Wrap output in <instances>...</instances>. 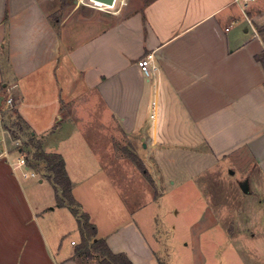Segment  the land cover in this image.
Segmentation results:
<instances>
[{
	"label": "crops",
	"instance_id": "0c3cea01",
	"mask_svg": "<svg viewBox=\"0 0 264 264\" xmlns=\"http://www.w3.org/2000/svg\"><path fill=\"white\" fill-rule=\"evenodd\" d=\"M63 1L0 0V93L18 101L26 147L35 150L33 138L62 154L98 237L134 264H163L91 140L108 137L114 124L146 140L149 153H164L156 168L163 157L192 155L200 173L246 156L253 164L237 168L238 182L264 192V30L253 23H264V0H126L114 16ZM254 4L262 11L254 14ZM152 51L157 70L148 79L138 61ZM70 140L92 153H68ZM11 160L0 155V264H89L75 254L81 236L66 240L78 221L57 205L55 184L33 163L40 175L26 177ZM176 174L166 177L170 188L183 182Z\"/></svg>",
	"mask_w": 264,
	"mask_h": 264
},
{
	"label": "rangeland",
	"instance_id": "374dc122",
	"mask_svg": "<svg viewBox=\"0 0 264 264\" xmlns=\"http://www.w3.org/2000/svg\"><path fill=\"white\" fill-rule=\"evenodd\" d=\"M122 1L124 3L126 0H120L117 4ZM67 2L70 6H88L79 0ZM255 6L251 9L254 14L262 11L261 6L254 9ZM115 8L107 9L105 13L114 16L113 13L118 11ZM253 23L257 31L261 30L259 28L264 30L261 21L254 19ZM98 112L95 111V117L99 115ZM62 131L65 129L62 128ZM91 142L94 153H101L105 162L112 163L107 172H110L116 183L122 200L137 212L142 230L156 248L161 263L264 264V192L257 190L253 182L244 191L240 185L243 180L238 182L241 175L239 169L243 170V166L253 164L252 161L248 163L246 156H237L239 159L236 161L233 158L219 160L206 172L200 173L201 170L197 172L199 162L195 156L182 158L176 155L178 153H174L177 157L168 162L163 157V169L156 168L157 156L164 153H149L146 140L141 142L132 135L125 136L114 124L110 127L108 137L95 135ZM144 143L147 147H144ZM162 145L158 143L160 150ZM66 150L68 153H92L85 146L75 145L71 140ZM129 151L140 157L155 180L156 187L129 157ZM177 172L179 174L176 175H180L183 182L170 188L167 178ZM94 176L95 182L103 187L104 182L98 177L100 175L96 172ZM134 188L136 195L132 194ZM107 202L112 204L114 211L115 197H108ZM116 209L120 213L123 211L121 206ZM70 215L73 225L76 219L73 214ZM79 235V230L73 227L66 240L70 243L72 239H79ZM80 242L81 238L76 241V247ZM82 257L89 264L100 262L97 257Z\"/></svg>",
	"mask_w": 264,
	"mask_h": 264
},
{
	"label": "trees",
	"instance_id": "16d2710c",
	"mask_svg": "<svg viewBox=\"0 0 264 264\" xmlns=\"http://www.w3.org/2000/svg\"><path fill=\"white\" fill-rule=\"evenodd\" d=\"M66 0L63 5L66 6ZM257 58L264 65V53L257 55ZM18 125L22 129L21 122ZM35 150H29L30 162L36 168L43 170L47 177L55 184L57 195L56 203L58 206H68L71 212L76 216L78 228L81 236V242L76 247L77 256H85L92 258L99 256L100 264H134L125 253H115L108 245L105 238L98 237V227L91 221L90 214L82 209L81 203L77 200L73 193L72 180L67 172L66 162L62 154L56 152H45L42 150L40 142L33 138L31 143ZM27 145V144H25ZM141 171L148 177L151 184L156 187L155 180L147 170L143 161L134 152H128Z\"/></svg>",
	"mask_w": 264,
	"mask_h": 264
},
{
	"label": "built area",
	"instance_id": "2783aa9c",
	"mask_svg": "<svg viewBox=\"0 0 264 264\" xmlns=\"http://www.w3.org/2000/svg\"><path fill=\"white\" fill-rule=\"evenodd\" d=\"M119 0H113L112 6L107 4H101L97 0H80V2L88 4L90 6L101 8V9H112L115 8ZM245 5L253 0H242ZM245 15L250 24L252 20L248 17L246 11ZM138 65L145 75L146 78L151 79L155 76L157 65H156V54L155 52H148L142 56ZM157 101L153 100L151 117L157 116L156 109ZM18 101L16 98L9 94L0 93V155L5 156L8 160H11V153H17V157L12 164L14 167L21 168L23 174L26 177H37L40 175L39 171L33 168L30 164V152L28 147L25 145V140L21 133V128L18 125ZM75 243V241H73Z\"/></svg>",
	"mask_w": 264,
	"mask_h": 264
},
{
	"label": "water",
	"instance_id": "95a60500",
	"mask_svg": "<svg viewBox=\"0 0 264 264\" xmlns=\"http://www.w3.org/2000/svg\"><path fill=\"white\" fill-rule=\"evenodd\" d=\"M105 1H109V2H112V3H113V0H105ZM242 188H243L244 191L247 190V182H246V181L243 182V184H242Z\"/></svg>",
	"mask_w": 264,
	"mask_h": 264
},
{
	"label": "bare ground",
	"instance_id": "6f19581e",
	"mask_svg": "<svg viewBox=\"0 0 264 264\" xmlns=\"http://www.w3.org/2000/svg\"><path fill=\"white\" fill-rule=\"evenodd\" d=\"M99 3H101V4H107V5H110V6H112V2H109V1H105V0H97Z\"/></svg>",
	"mask_w": 264,
	"mask_h": 264
}]
</instances>
